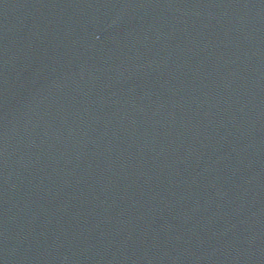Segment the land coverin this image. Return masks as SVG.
I'll return each mask as SVG.
<instances>
[{"label":"water","instance_id":"1","mask_svg":"<svg viewBox=\"0 0 264 264\" xmlns=\"http://www.w3.org/2000/svg\"><path fill=\"white\" fill-rule=\"evenodd\" d=\"M0 264H264V0H0Z\"/></svg>","mask_w":264,"mask_h":264}]
</instances>
